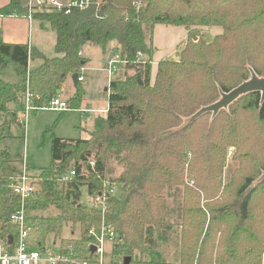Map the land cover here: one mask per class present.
Returning <instances> with one entry per match:
<instances>
[{
    "label": "trees",
    "instance_id": "obj_1",
    "mask_svg": "<svg viewBox=\"0 0 264 264\" xmlns=\"http://www.w3.org/2000/svg\"><path fill=\"white\" fill-rule=\"evenodd\" d=\"M25 2L10 0L0 15L24 14ZM34 20L54 32L55 56L46 58L35 48L0 40V70L11 69L20 80L0 78V139L17 124L14 108L26 93L32 96L34 111L59 97L67 78L88 63L80 56L87 44L104 51L115 43L114 53L132 75L109 83L99 130L87 139L58 138L53 130L66 113L60 112L44 133L51 132L49 167L33 173L26 161L35 187L24 206L28 243L43 252L52 236L63 247L62 257L97 264L89 249L95 239L87 233L93 229L99 237L103 225L115 236L106 248L109 264L126 257L129 264H264V179L254 174L264 171V129L241 119L232 105L228 114L221 110L211 119V113L192 119L218 95L249 80L251 73L264 78V0H92L84 11L37 13ZM156 25L195 34L217 27L221 33L210 43L186 42L177 61H159L151 85ZM30 59L41 64L28 71ZM83 97L82 83L76 82L65 101L68 109H79ZM236 101L243 102L240 112H251L264 124L259 93ZM228 148L234 154L226 174ZM8 149H0L7 163L0 169V240L12 243L19 228L11 215L20 204L7 186L20 167L8 164L19 160ZM113 167L120 169L115 179L107 177ZM73 169L70 183L58 180ZM81 169L86 177L79 176ZM250 169L252 174L242 173ZM103 181L117 186L106 198L105 211L80 205L83 189L94 194L102 190ZM68 225L72 231L80 229L73 250V241L62 234Z\"/></svg>",
    "mask_w": 264,
    "mask_h": 264
},
{
    "label": "rangeland",
    "instance_id": "obj_2",
    "mask_svg": "<svg viewBox=\"0 0 264 264\" xmlns=\"http://www.w3.org/2000/svg\"><path fill=\"white\" fill-rule=\"evenodd\" d=\"M33 26H38V31L36 34V42L40 46L39 50L46 57L54 56V42L55 35L49 29V27L45 24L42 28H40L38 22H34ZM183 27H165V26H157L153 33V46L154 51L151 60V75H150V83L151 85L155 79L156 66L157 63L161 60H170L177 61L179 58L180 50L185 45L186 42H192L193 44H197L199 40L205 41L206 43H210L213 37L216 34L221 33V29L217 27H210L201 29L198 33L189 32ZM178 50V51H177ZM85 53L87 57L90 59V69L86 71L87 77H85V96H84V104L82 106L83 111L89 110L91 111L87 118L83 119L81 114L75 111L66 112L61 119L57 122L53 133L56 137L62 139H79V138H89L87 133L83 135L81 128H87L88 126H93L94 130H98L102 127V120L104 118L102 109L105 108L107 104V94L104 92V89L107 87V75L104 71L105 63L115 56L116 53L109 47L105 50L104 53L101 52L97 47H87L85 48ZM144 57H141L143 60ZM120 80L124 81L128 77L132 75V71L124 70V67L121 70ZM0 78L6 82L17 83L19 78L13 73L11 69H2L0 70ZM108 88V87H107ZM59 96V95H58ZM61 101L65 102L67 100V96H60ZM220 99V95L214 100L215 102ZM214 102V103H215ZM213 104V103H212ZM242 101H234L232 105V109L234 106L235 112L241 119H244L251 124H254L256 127L263 128L264 124H260L257 122L255 118V114L251 112L244 111L240 112V108L242 107ZM211 105V104H210ZM230 105V106H231ZM81 106L79 108L81 109ZM209 106V105H208ZM229 106V107H230ZM204 108V107H202ZM232 109L226 108L224 112L226 114L230 113ZM201 110V109H200ZM60 112H55L51 110H38L32 111L29 114L28 122L26 125V130L21 127L19 124H13L10 126L9 130L3 134V139H0V149L7 147L9 153L11 154V158L15 156H19L18 162L15 164L8 163L11 167L19 168L21 157L25 156V160L29 164L33 173L39 171L40 169H46L50 164V135L51 132H46L57 120ZM210 119V114H207ZM230 115V114H229ZM1 123V118H0ZM86 130L85 132H88ZM234 154L233 148H228L226 152V174L229 173L231 167V159ZM264 155V152L260 154V156ZM257 160H260L257 158ZM264 160V159H262ZM7 165L0 158V169ZM112 166V165H111ZM114 169V167H113ZM253 169L242 171L243 174H252ZM254 172L255 176L264 177V171H260L259 173ZM120 173L119 167H116L112 173L108 174V178H116ZM239 183V181H237ZM113 183V182H112ZM238 183H233V187ZM117 188V186H116ZM83 196V195H82ZM84 198V196L82 197ZM261 211L258 213L260 214ZM262 214V213H261ZM71 225H68L64 228L63 233H68V228ZM77 229L71 230L72 235H76ZM46 245L51 246L52 242L49 241ZM164 248V247H163ZM170 248H174L173 245ZM170 252H174L173 249H169ZM170 261H173L172 257L167 258Z\"/></svg>",
    "mask_w": 264,
    "mask_h": 264
},
{
    "label": "built area",
    "instance_id": "obj_3",
    "mask_svg": "<svg viewBox=\"0 0 264 264\" xmlns=\"http://www.w3.org/2000/svg\"><path fill=\"white\" fill-rule=\"evenodd\" d=\"M92 0H26L24 18L31 22L34 20V15L37 13H62L64 15L70 14L72 11H84L91 5ZM125 65V61L120 57L118 53L115 54L106 63V74L109 83L119 78L122 68ZM83 68H81L77 75V81L82 82ZM36 108L32 103V96L26 93L20 101L17 103L14 114L16 123L26 130L29 114ZM40 110H51L55 112L69 111L66 102L61 101L59 98L53 99L47 106L42 107ZM20 170L18 174L11 178L10 184L7 186L11 194L15 195L19 199V210L11 215V223L18 226L19 234L17 240L12 243H8L0 240V264H59L70 262L73 264H89L88 261H69L62 257L60 252H52L49 247L44 246V251L41 252L37 247H32V244L27 241L26 219L24 213L25 204L31 200L35 193V187L31 183V178L27 176V165L25 156H23ZM90 170L95 173V162L90 160L88 162ZM96 174V173H95ZM76 175L75 170H70L67 174L61 175L58 180L64 184L70 183ZM79 176L86 177V172L80 170ZM98 179V175L96 176ZM116 191V184L109 181L102 182V190L96 191L94 194H89L87 190L83 189L79 204L87 207L99 209L101 213L106 208V198L113 195ZM77 234L67 237L65 239L73 241L69 248L73 250L75 248L74 242L79 239L80 229L76 227ZM88 238L95 239V243L89 246H94L96 251L92 254L95 255L97 264H109V257L106 251L108 244H110L115 236L109 226H103L100 230V235L94 232L93 229L87 233ZM60 244L59 239L57 240ZM58 248H63L58 246ZM122 264V261L119 263Z\"/></svg>",
    "mask_w": 264,
    "mask_h": 264
},
{
    "label": "crops",
    "instance_id": "obj_4",
    "mask_svg": "<svg viewBox=\"0 0 264 264\" xmlns=\"http://www.w3.org/2000/svg\"><path fill=\"white\" fill-rule=\"evenodd\" d=\"M9 2H10V0H0V11L3 8H5L9 4ZM34 22H38L40 28H42L46 24V23H40L39 21H36V20H32L31 22H28L24 18V14H19V15H14V16H1L0 15V40L2 42L6 43V44L27 45L28 47L35 48V49H37L40 52V50H39L40 49L39 48L40 46L37 44V42L35 40L37 31H38L37 30L38 29V26H33V23ZM157 26H164V25H156L154 27V30H155V28ZM165 27H167V26H165ZM54 44H55V42H54ZM87 47L89 48V47H97V46H93V45L87 44V45L83 46L82 49H81V51H80V56L82 58L86 59L87 62H88L85 65V67H83V72H82L83 80H82V82H80V83H82V86L85 85V81H86L85 80V77H87L86 71L90 69V65H91L90 64V59L87 57V55L85 53V48H87ZM109 47L114 51V48L116 47V44L115 43H110L104 49V51L101 50L99 47H97V48L100 49L102 53H104L105 50L107 48H109ZM53 49H54V46H53ZM42 55L45 56L44 54H42ZM54 56H55V53H54ZM53 57H51V58H53ZM46 58H49V57H46ZM106 63H105V68H104L105 73H106ZM40 64H41V61L40 60H37V59L31 60L30 59L28 61V71H31V70L37 68ZM77 75H78V73H77ZM71 77H68L67 80H66V82L62 85L61 90L58 93L59 97L62 96V95L63 96L66 95L67 97H70L73 94L75 83L72 81V78ZM107 84H108V79H107ZM107 87H108V85H107ZM107 87L104 89V92L107 94V104H108L109 90H108ZM83 89H84V87H83ZM105 90H107V91H105ZM84 96H85V90H84ZM84 100L85 99L83 97V100H82V103H81L82 105L85 102ZM81 104H80V106H81ZM107 104L105 105V108L104 109H102L101 111H99V112H102L103 111L104 118H105V115H106V112H107ZM69 111L78 112L79 114H81V117L83 119L87 118L88 115L91 112L89 110H84L83 111L82 106H81V109L80 108L79 109H76V110H70L69 109ZM65 112H68V111H65ZM80 130L82 131L83 135H85L86 133H87V135H89L90 132L95 131L93 129V126H88L87 128H81ZM86 130H89V131L88 132H85ZM79 139H86V138H79ZM70 234H72V233H71V229L69 227L68 228V233L67 234L63 233V236H64V238H67V237H70ZM76 234H77V232H76ZM57 240H55L52 236H49L47 238V242H46V243H48L49 241L52 242V245L51 246L48 245V247H49L48 249H50L52 252H56V253L57 252H60V248H58V246L61 245V243L59 244V242ZM108 257H109V260H110L109 254H108ZM173 259L175 260V258H173Z\"/></svg>",
    "mask_w": 264,
    "mask_h": 264
},
{
    "label": "water",
    "instance_id": "obj_5",
    "mask_svg": "<svg viewBox=\"0 0 264 264\" xmlns=\"http://www.w3.org/2000/svg\"><path fill=\"white\" fill-rule=\"evenodd\" d=\"M72 81L74 83L77 82V74L72 75ZM107 91V90H105ZM59 91H57V94ZM251 93H259L261 102L264 101V78H258L254 73H251L250 79L241 83L234 89H232L228 93H221L220 99L216 101L215 103L206 106L204 108H201L193 117L192 119L198 117L201 114L204 113H211L212 116H216V114L221 111L228 108L229 105H231L234 101H236L239 97L251 94ZM264 179V177H263ZM96 249L94 246H91L90 252L94 253ZM130 258L126 257L122 260V264H129Z\"/></svg>",
    "mask_w": 264,
    "mask_h": 264
}]
</instances>
